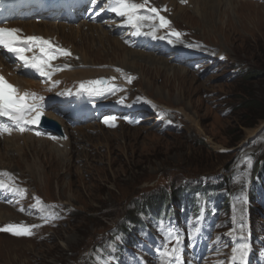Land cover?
<instances>
[{
	"label": "rangeland",
	"instance_id": "1",
	"mask_svg": "<svg viewBox=\"0 0 264 264\" xmlns=\"http://www.w3.org/2000/svg\"><path fill=\"white\" fill-rule=\"evenodd\" d=\"M229 2L238 8L229 14H224V8L228 6L218 10L214 20L222 31L216 33L205 31L191 9L184 16L176 10L175 19L179 26L192 32L193 38L224 52L230 62L246 71L230 83L222 74L201 78L187 68L169 63L168 68L184 70L185 78L167 82L163 72L160 75L155 71L148 72L147 65L139 61L132 65V61L120 62L121 52L113 48V42L120 41L105 29L93 32L85 26L79 30L82 24H59L60 28L65 27L64 33L57 30V25L47 29L49 34L63 40L62 43L77 53L82 65H75L80 68L86 65V69L71 73L80 76L85 72H101L108 76L112 74L111 70L107 71L109 66L119 69L117 65L122 64L125 71L139 77L135 92L147 95L166 108L179 110L182 125L179 133L167 131L164 134L157 133L150 123L136 128L122 126L115 131L88 129L80 136L78 128L69 132L68 152L74 151L72 154L64 148L66 141L57 144H48L45 140H42L44 143L33 142L28 135L16 137L15 148L21 153H9L8 147L12 145L2 144L0 169L7 174L15 172L25 195L15 209L0 205V220L7 222L18 218L39 222L32 216L27 219L19 214L29 213L30 208L34 209L32 214L47 213L46 217L50 218L35 239L10 237L7 240L0 236V264H94V258L100 264H127L133 251L142 254L140 244L144 236H137L139 242L136 245L126 244L133 241L135 233L131 229L121 231L123 236L110 235L109 231L116 223H124L138 231L129 224L127 216L134 213L138 201L151 202L153 197L149 195L154 191L157 196L170 190L172 183L176 188H183L186 179L200 177L204 180L206 177L205 181L209 182L223 176L228 178L229 192L234 191V198L246 194L244 190L250 187L253 170L264 154L258 152L249 159H235L245 140L259 134L262 128L264 140V120H256V114H245L239 107L245 102H257L264 115V3ZM191 6L196 12L206 11L207 14L209 10L204 9L208 6L202 4V0H192ZM42 33L43 37H48L45 30ZM100 41L110 45H104V49ZM109 47L115 50L114 53ZM2 57L6 61L5 55ZM11 62L6 61L8 66L17 63ZM100 67L106 69L100 70ZM222 111H228V116L222 117ZM89 127L96 130L99 126ZM220 150L228 152L220 153ZM215 174L217 178L207 177ZM258 200L254 196L249 205ZM229 208L228 216H219L221 221L217 229L227 220L231 221L233 215L232 224L242 231L248 229V223L252 229L263 228L264 201L253 213V219H249L250 213H236L235 200ZM170 223L184 232L192 228L193 219ZM223 229L217 230L216 234L220 235ZM159 231L154 224L149 228V234L156 235ZM224 249L220 247L214 255L219 256ZM100 252L103 261L96 257Z\"/></svg>",
	"mask_w": 264,
	"mask_h": 264
},
{
	"label": "snow or ice",
	"instance_id": "2",
	"mask_svg": "<svg viewBox=\"0 0 264 264\" xmlns=\"http://www.w3.org/2000/svg\"><path fill=\"white\" fill-rule=\"evenodd\" d=\"M148 0H144V3H136L135 0H106V8L108 11L115 13L117 16L125 19V24L135 30L136 35L145 34L142 33V28L145 21L159 20V25H152V32L147 33L156 38V31L158 28H167L170 24L164 16L159 14V11L154 8L147 7ZM143 10L155 14L154 16H147L143 14ZM171 35L179 38L181 33L173 31ZM163 39L164 37H159ZM171 42V41H170ZM0 48L6 49L8 52L14 54L16 58L22 61V66L25 68L33 69L40 77L45 78V82L51 81L52 75L56 71L62 69L52 66L50 63L52 60L59 56L71 55L68 51L54 46L50 41L44 40L41 37L29 36L23 37L20 35L19 29H7L0 27ZM38 48L40 55L27 56L26 53L31 52L33 49ZM117 71H120L117 69ZM133 78L129 77L128 82L131 83ZM58 83V82H55ZM55 83L53 86H55ZM103 81H89L87 83L80 84V90L87 92L90 95H101L105 91H115L114 87L102 88L98 87L102 85ZM51 88L49 89V91ZM60 93H58L59 95ZM44 100L43 96H37L36 93L25 92L20 94L19 89L10 84L3 75H0V117L7 118L12 122L19 131L26 130L28 125H38L41 121V117L45 110V105L41 103ZM115 120V117L105 119L104 123L109 124V121ZM114 126V124L110 125ZM11 129L7 126L0 125V132H9ZM37 135H40L37 132ZM9 174L0 173V176H6ZM10 179V176H9ZM0 188L5 190H11L15 193L23 195L19 189H12L9 184L3 180H0ZM40 203V201H37ZM23 211V209H21ZM55 218V217H52ZM47 222V218H45ZM38 227L37 225L26 226L23 224H8L0 228L2 232H10L16 236H30L32 235V228ZM182 238L179 233L175 235L169 233V239L166 240L160 255L165 258L167 264H171L172 260L179 261L180 258V245ZM172 247L169 248L168 245ZM248 245L243 244L238 248L233 249V264H236L237 254H239L240 264H245V257L247 255ZM164 264V261H162Z\"/></svg>",
	"mask_w": 264,
	"mask_h": 264
},
{
	"label": "bare ground",
	"instance_id": "3",
	"mask_svg": "<svg viewBox=\"0 0 264 264\" xmlns=\"http://www.w3.org/2000/svg\"><path fill=\"white\" fill-rule=\"evenodd\" d=\"M161 1H162V2H160L161 5L165 4L166 1H169L171 5L175 3V0H161ZM224 2H226V3H224ZM191 3H192V0L189 1L188 6H190ZM203 3H206V5L208 6L207 8H204L205 10H208L209 9L208 12H207V14H206V11H203V13L200 12V11L196 12L193 8H191V12L193 13V16L197 18L196 19L197 22L199 24L203 25V27H204L203 29L205 31H208V32L211 31L213 33H216L218 30L222 31V28H219L215 24V20H214L216 13H218V10L219 9L222 10L223 9V6H228V8H224V14H225V13H228V12L233 11V10H235V9L238 8V6L237 7L232 6V4L229 2V0H223V1L222 0H202V4ZM210 3H213V4H210ZM174 7L178 11V14L179 15H183L184 16L185 13H188V11H189L188 10L189 7L188 8H186V7L183 8L182 6H178V5H175V4H174ZM81 26H87V29L86 30H88V31H93V32L94 31H98V30L105 31L101 26H97V25L90 26L88 24H82ZM14 27H18L19 30L24 31V32H21L20 33V35L23 36V37H26L27 35H30V36L31 35H34V36H39L40 35V36H43L44 35L42 33L43 30H45L46 31V35L48 37H50V36H54V35L53 34H49L48 33L49 31L47 32V29H50L52 27H56V24H50V23H38V24H35V23H29V24H27V23H17V24H14ZM57 28L56 29L59 32L64 33L63 32L64 29H65L64 26L61 27V28L59 26H57ZM83 28L81 27L79 30H83ZM40 29H42V32L40 31ZM70 30H72V28H70L69 31ZM99 44H100L101 47L103 46L102 48H104V45H106V46L107 45H110L107 42H101V41H100ZM113 45H114L113 48L115 50L117 49V50H119L121 52V58L118 59V60L120 62H122V63H129V61H132L130 63L132 65L135 62H138L139 61L142 64L147 65L148 72L155 71V73H158L159 75L162 74V72H163L164 73V78L166 79L167 82H173L176 79H183V78H185V77H183L184 76V70H181V69L180 70H175L174 68H171V67L168 68V63L167 62H164L160 58H157V57H154V56H151V55H147V54H144V53L139 52V51H133V50L127 49L126 47H124L122 45L121 42H118V41L113 42ZM110 49L114 53L115 50L113 51L112 48H110ZM10 54H12V53H10ZM2 55H4V54L0 50V67L3 68V71L4 72H9L10 71L9 69H11V68L14 69V70H16V71H19V69H18L19 67H18V64L17 63L14 66H8V64L6 63V61L3 59ZM12 55H14V54H12ZM115 55H118V54H115ZM180 60L185 62V60H183L182 58ZM186 62H188V61H186ZM152 66H153V68H152ZM157 66H159V68ZM110 67H112V66H109L107 68V71H110L111 70ZM123 67L124 66H122V64L117 65V68L124 69ZM141 68L142 67H140V69ZM75 74L76 73H74V72L73 73H71V72L70 73H65V74H63V77H61V78L66 79V80L69 79V80H73V81H80V80H85V79H94V78H98V77H105V76H107V75H104L101 72H99V73H96V72H85V73H83V75H80V76H78V75L76 76ZM9 79H10L11 82H14L16 84L17 88L19 89V92L26 91L27 90V87H38V85L36 84L37 83L36 81H34V80H29V81L26 80L24 78V75L22 73H20V72H18V75H12V76L10 75ZM62 92H65V91H62ZM89 106L92 109L93 106H94V104L93 103H90ZM61 123L64 124V126H66V123H64L63 121H61ZM88 129L91 130V131H93V132H96L97 130L98 131H101L102 130L100 127H96V130H95V129H92L89 126H87L85 128H80V129L77 130L78 136L86 134V132H84V131L85 130H88ZM65 130H67V129L65 128L64 131ZM28 136L32 137L31 135H28ZM16 137H18V136H12L10 138H0V146H2V144H6L7 145V143H10L12 145V147H8V152L9 153L10 152H12V153L13 152L14 153L15 152L21 153L20 152V149L15 148ZM34 140H37V139H34L33 138V142H34ZM1 141H3V142H1ZM37 141L38 142H41V143H44L41 139H39ZM47 143L50 144V142H47ZM69 146H70L69 145V142L66 141L65 146H64L66 152H68V149H70ZM73 152L74 151H70V152H68V154H72ZM0 236H4V235H0ZM4 237H6L7 240L10 239V237H8V236H4ZM239 262L240 261H239V258L237 256L236 264H238Z\"/></svg>",
	"mask_w": 264,
	"mask_h": 264
},
{
	"label": "trees",
	"instance_id": "4",
	"mask_svg": "<svg viewBox=\"0 0 264 264\" xmlns=\"http://www.w3.org/2000/svg\"><path fill=\"white\" fill-rule=\"evenodd\" d=\"M260 107H261V105H259L257 102L249 101L247 103L245 102L244 104H240L239 108L245 114L249 113L250 115H253V116H255L254 114H256V116H255L256 120L262 121V120H264V115H263V111ZM180 195L181 194H180V192H178V189L174 190L171 188L168 193H166V192L162 193L161 195H159V198L157 200L151 201V204L149 202H146L142 206V210L147 209L149 205L151 206L152 210H155V208H157L158 206H160L163 203H166L168 205L169 204H175Z\"/></svg>",
	"mask_w": 264,
	"mask_h": 264
}]
</instances>
